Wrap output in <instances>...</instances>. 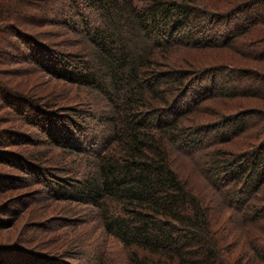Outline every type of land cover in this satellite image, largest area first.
<instances>
[{
	"label": "rangeland",
	"instance_id": "obj_1",
	"mask_svg": "<svg viewBox=\"0 0 264 264\" xmlns=\"http://www.w3.org/2000/svg\"><path fill=\"white\" fill-rule=\"evenodd\" d=\"M67 1H27L12 8V17L0 24V264H97V258L103 264H124V251L102 231L95 206L54 195L59 185L65 188L69 184V188L80 180L93 155L105 147L106 130L100 120L111 108L105 98L89 88L44 69L55 60V54L76 67L91 59L88 30H83L74 18L77 26L72 28L71 11L64 5ZM223 1L195 0L194 5L204 12L217 13L236 0ZM78 8L90 18L84 5ZM246 16L258 18L229 46H225L227 34L221 33L236 19L220 21L211 30L202 31L197 26L198 22L202 24L198 18L183 32L189 30L194 39L203 41L214 35L210 39H217L220 46L204 49L175 44L162 50L163 54L155 52L166 57L164 66L160 64L162 70L216 68L219 73L217 66L226 68L224 64H231L242 73L261 76L255 79L246 74L237 79L226 72L217 76L214 88H207L206 80L199 85L193 82L194 89L197 86L208 91L202 92L204 100L193 106L184 123L212 127L196 147L185 148L181 157L174 152L172 156L179 171L187 177L192 175L194 191L204 197L212 230L220 238L218 243L230 249L233 261L239 258L234 264H264V260L252 257L249 249L252 241L264 244V234L257 229L262 227L264 231V182L239 207L229 202L230 185L214 188L199 173L209 163H252L250 158L255 153L264 152V3L240 13L238 21ZM7 26L31 40L13 36ZM32 40L46 45L51 53L35 48ZM221 84L226 95L217 93ZM230 86H237L233 92L244 93L231 96ZM223 116H227L226 124ZM240 116L241 130L235 127ZM253 174V169L248 170L246 182L255 179ZM252 208H256L259 219L254 220L253 229H248L242 222Z\"/></svg>",
	"mask_w": 264,
	"mask_h": 264
},
{
	"label": "trees",
	"instance_id": "obj_2",
	"mask_svg": "<svg viewBox=\"0 0 264 264\" xmlns=\"http://www.w3.org/2000/svg\"><path fill=\"white\" fill-rule=\"evenodd\" d=\"M27 1L34 3V0H0V24L12 17V8ZM68 1L64 5L71 11L72 28L77 26L74 18L83 30H88L86 39L91 44V59L76 67L55 54V60L49 58L50 64L44 69L70 83L89 88L105 98L111 108L100 120L106 130L105 147L93 155L80 180L69 188V184L65 188L59 185L54 195L95 206L102 231L115 239L124 251V264L237 263L239 258L233 261L230 249L218 243L220 238L212 230L204 197L194 191L192 175L187 177L179 171L172 154L181 157L182 150L186 152L185 148L196 147L205 139V132L212 124L194 126L184 122L193 106L204 100L202 92L210 86L214 88L219 74L231 72L229 76L237 79L246 74L255 79L261 76L242 73V69L233 68L231 64H224L226 68L217 66L219 73L216 68L162 70L160 64L164 66L166 60L163 51L175 44L204 49L220 46L217 39H210L214 35L203 41L194 39L189 30L183 32L189 22L198 18L202 24L198 22L197 26L202 31L210 27L211 30L220 21L236 19L230 29L224 27L221 33L227 34L225 46H229L258 18L246 16L238 21L237 16L246 13L252 5L263 4L264 0L227 1L232 3L230 8L217 13L200 10L194 5L195 0ZM80 4L88 9L90 18L78 12ZM7 29L13 36L24 39L17 29L9 26ZM26 39L31 40L28 36ZM32 42L35 48L51 53L46 45ZM156 50L162 54L156 55ZM34 62L37 64L36 58ZM205 80L207 88L191 87L196 81L199 85ZM230 88L231 96L244 93L233 92L237 86ZM226 92L224 84L217 89L218 94L226 95ZM241 116L235 121V127L240 130ZM226 117L221 118L226 120L225 124ZM49 138L57 142L52 136ZM263 154V151L259 155L255 153L254 158H250L252 163H209L201 167L199 173L203 181L214 188L230 185L229 202L240 207L264 182ZM250 169L254 170L255 179L246 182L244 178ZM255 210L252 208L243 218L242 223L248 229H253L254 220L259 219ZM257 229L264 234L262 227L257 226ZM260 244L252 241L249 249L252 257L264 260V244L261 247ZM96 260L97 264H103L99 258Z\"/></svg>",
	"mask_w": 264,
	"mask_h": 264
}]
</instances>
